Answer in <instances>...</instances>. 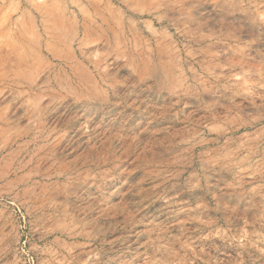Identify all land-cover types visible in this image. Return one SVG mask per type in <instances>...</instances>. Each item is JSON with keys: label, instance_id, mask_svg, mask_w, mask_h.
Returning a JSON list of instances; mask_svg holds the SVG:
<instances>
[{"label": "rangeland", "instance_id": "1", "mask_svg": "<svg viewBox=\"0 0 264 264\" xmlns=\"http://www.w3.org/2000/svg\"><path fill=\"white\" fill-rule=\"evenodd\" d=\"M0 264H264V0H0Z\"/></svg>", "mask_w": 264, "mask_h": 264}]
</instances>
